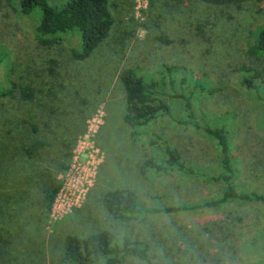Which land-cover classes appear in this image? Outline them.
Segmentation results:
<instances>
[{"label": "rangeland", "instance_id": "obj_1", "mask_svg": "<svg viewBox=\"0 0 264 264\" xmlns=\"http://www.w3.org/2000/svg\"><path fill=\"white\" fill-rule=\"evenodd\" d=\"M66 1L50 0L58 7ZM134 3L110 0L114 23L108 37L88 58L77 60L72 54L79 43L77 32L65 34L59 44L43 46L35 38L41 9L26 14L19 0H0V53L6 56L0 64V81L8 76L31 86L36 105L29 113L30 106L23 100L1 98L0 130L6 131L3 122L11 115L22 130L30 121L37 122L38 135L49 142L37 159L9 152L3 161L16 168L26 163L49 169L56 181L77 147L83 154L80 161H86L90 151L99 163L86 194L75 198L60 219L50 222L43 207L35 203L38 195L34 204L30 197L26 204L21 203L13 236L5 232L12 251L0 258V264H59L68 235L86 237L106 229L119 237L128 235L146 242L158 264H264V214L257 205L161 211L121 219L110 214L103 203L105 193L116 188L137 193L144 208L193 204L220 193L217 184L199 177L147 168L151 159L165 161L163 138L171 141L186 163L212 170L219 168V150L203 131L169 115L142 126L143 134L135 136L124 117L126 96L120 74L126 68L148 78L163 76L155 97L186 120L188 111L183 100L173 96L171 70L166 69V65L177 66L173 75L188 79L178 91L192 94L196 120L222 121L228 127L236 157L244 165L242 187L258 189L262 185L264 169L259 174L251 169L259 161L264 164V101L241 85L238 68L244 62L264 64V53L258 57L248 53L257 29L264 26V0H244L239 6L150 0L143 17L135 12ZM199 82L215 85L216 91L201 94L195 88ZM90 123L97 130L83 143ZM236 216L242 217L241 223L233 220L228 230ZM124 264L145 263L128 258Z\"/></svg>", "mask_w": 264, "mask_h": 264}, {"label": "trees", "instance_id": "obj_2", "mask_svg": "<svg viewBox=\"0 0 264 264\" xmlns=\"http://www.w3.org/2000/svg\"><path fill=\"white\" fill-rule=\"evenodd\" d=\"M19 1L21 10L26 14L32 13L36 8L41 9V20L35 27V38L41 45L50 47L61 43L65 34L78 33V46L72 48V54L77 60L88 58L108 37L114 23L110 0H67L61 7L51 4L50 0ZM201 1L215 5L235 4L239 6L244 0ZM162 39L168 42L165 37ZM248 53L254 57L264 53V26L257 29L256 40L250 46ZM5 60L6 56L0 53V64ZM166 69L171 70L170 83L174 90L173 96L183 100L188 111L187 119L182 120L177 117L169 103L155 97L157 86L161 82L164 83L163 76H160V79L148 78L145 75H139L133 68H126L120 74L126 96L125 120L133 128L132 133L135 136L143 134L140 128L148 125L160 115H169L175 121L187 126L193 125L203 131L214 140L219 150L220 161L217 170L186 163L179 150L167 138H163L166 146L165 161L158 162L151 159L146 162V165L147 168L150 167L157 173L176 171L188 176L199 177L207 183L217 184L220 187V193L214 198L202 199L193 204L144 208L137 193L126 188H116L108 190L103 196L105 208L114 217L121 219H135L161 211L175 213L184 209H217L231 204L257 205L264 214V177L258 189L242 187V166L244 165L243 161L236 157L233 143L229 138L228 127L222 121L221 123L197 121L191 101L192 94L178 91L180 85L188 84L187 77L178 79L173 75L178 72L177 66L166 65ZM238 70L242 72L241 85L254 91L257 98L264 101V64L254 65L244 62ZM195 88H198L201 94L210 95L216 91L215 85L212 86L208 82H199L195 84ZM5 97L18 99V102L23 100L26 105L30 106L29 113L32 107L36 108L32 87L21 85L8 76L5 81H0V99ZM25 122L27 123L28 120ZM3 124L7 126V129L6 131L0 130V258L9 255L12 251V241L6 237L5 232L8 236H13L15 224L21 218L20 213L23 207L21 203L26 204L30 197L34 204V198L38 195L35 203L43 207L48 217L60 188V181H56L54 177L51 178L49 169L28 166L26 163L16 168L14 165H6V161H3L8 154L13 152L25 156L26 159H37L49 146L47 139L38 135L37 122L30 121L27 129L22 130L17 118L8 115ZM16 132L18 135L15 138ZM66 168L67 166L63 165L62 169ZM147 168L143 169L142 173H145ZM260 168L263 171L264 164L261 165L259 161L251 171L258 173ZM233 220L241 223L242 217H232L228 230L232 228ZM128 258H135L145 264H158L146 242L132 239L128 235L119 237L114 231L106 229L86 237L68 235L59 264H124Z\"/></svg>", "mask_w": 264, "mask_h": 264}, {"label": "built area", "instance_id": "obj_3", "mask_svg": "<svg viewBox=\"0 0 264 264\" xmlns=\"http://www.w3.org/2000/svg\"><path fill=\"white\" fill-rule=\"evenodd\" d=\"M150 0H135L134 8L138 16L143 17L145 10H148ZM95 120L93 117L90 119ZM97 129L93 130L91 123L88 126L87 133L83 139V143L87 141L89 137H93ZM98 154V149H93ZM81 151L77 147L74 149L73 159L66 171L59 175L60 188L53 202L52 209L49 213L50 222L58 220L69 211L70 204L75 198L81 197L86 194L91 185V181L94 177L95 169L98 164L96 155L93 152L87 153V160L80 161ZM68 207V208H67Z\"/></svg>", "mask_w": 264, "mask_h": 264}]
</instances>
